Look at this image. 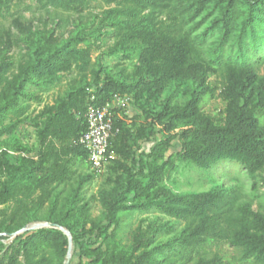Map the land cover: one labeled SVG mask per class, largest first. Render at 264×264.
<instances>
[{
    "label": "trees",
    "instance_id": "obj_1",
    "mask_svg": "<svg viewBox=\"0 0 264 264\" xmlns=\"http://www.w3.org/2000/svg\"><path fill=\"white\" fill-rule=\"evenodd\" d=\"M96 1L116 4L103 13L106 33L84 21ZM26 11L44 14L28 19ZM54 11L77 18L57 19ZM8 16L11 26H0V139L17 127L31 102H41L42 92L66 74L77 76L41 112L37 159L17 164L7 151L0 153V239L8 241L0 264H64L69 238L60 229H33L12 240L5 235L37 222L69 231L79 264L92 256L87 264H228L219 254L206 256L205 247L215 241L240 249L243 261L264 264V213L212 174L235 162L253 178L264 171V75L256 66L264 64V0H0V17ZM64 23L73 27L67 36L57 32ZM103 37L114 43L93 60ZM15 48L22 52L17 60ZM106 57L117 60L115 70L106 72ZM218 90L225 107L215 117L203 106ZM180 91L184 99L176 101ZM93 95L98 106L116 95L133 98L144 118L114 109L119 132L106 159L107 181L116 186L102 201L106 224L89 227L88 205L80 203L73 182L80 167H91L79 139ZM157 133L161 140L138 158L141 144ZM174 140L181 143L179 161L211 173L216 184L210 190L177 193L165 185L175 169L173 155L166 156ZM129 209L176 221L140 224L130 254L92 247L102 236L116 238L119 214ZM179 222L184 227L169 241L151 247Z\"/></svg>",
    "mask_w": 264,
    "mask_h": 264
},
{
    "label": "rangeland",
    "instance_id": "obj_2",
    "mask_svg": "<svg viewBox=\"0 0 264 264\" xmlns=\"http://www.w3.org/2000/svg\"><path fill=\"white\" fill-rule=\"evenodd\" d=\"M26 3H34V0H25ZM112 7H116V4L111 6L107 5L102 1H96L93 3V7L84 13V21L88 20L90 22L95 21L93 29H97L104 24H101V20L104 17L103 13ZM44 12H38L33 14V12L26 11L25 16L30 19L35 17H40ZM52 14L58 18H63L64 20H75L77 16L65 13V12H52ZM12 17L7 18L0 17V26L10 27ZM73 27L69 24H62V26L57 27V32L59 34L64 33L68 35V31ZM102 32L106 33L109 31L107 27H101ZM114 43L113 38L103 37V41L100 43L101 48L97 49L93 54V60L96 59L98 55L107 51L108 47ZM21 51L17 48L13 49L11 54L14 59L20 58ZM117 60L113 57H106L103 60V64L106 67V72L115 70L114 65ZM136 63V59L128 62V69L131 70ZM257 70L261 75H264V64L260 62L256 63ZM77 76V73L66 74L63 78L50 89L41 93V102H31L30 107L20 120L21 122L15 127V129L1 137L0 139V153L2 151H7L10 159L17 163L23 164L25 160H35L38 157V152L40 149V143L37 135V130L40 122L43 120L41 117V112L46 106H51L55 101L62 97L68 88V84L73 78ZM211 81L215 84L220 85L219 78L217 76H212ZM220 90L216 92L213 97H208L204 103L203 109L210 115L219 117L222 110L225 107V102L219 96ZM184 95L180 91L176 97V101H182ZM121 115H127L128 117H134L139 115L142 119L144 115L142 111L136 106L134 99L129 98L125 101L124 105L119 108L118 111ZM264 123V116L262 117ZM7 124L10 121L6 122ZM162 135L157 133L151 141L144 142L141 144V149L137 151V157H142L143 154L150 152L151 148L160 141ZM181 143L179 140H174L172 147L166 152V156L173 155L175 160V169L172 170L169 176L165 180V185L171 189L173 192L183 193V192H204L210 190L216 183L212 180L211 173L196 167L191 163H184L176 158L175 153L180 150ZM143 153V154H142ZM234 164H226L217 167L213 170L212 174L216 179L217 183L225 184L226 186H236L242 191L245 196V200H250L252 202V209L264 213V171L261 172L256 178L251 177L247 171L241 166ZM108 161L106 164V171L103 174H97L92 168L80 167V177L79 180L73 182L74 189L79 191V198L81 199V204L86 203L89 209V227H93L95 224H100L104 226L106 221L104 220L105 208L103 206V199L108 195L114 188L115 184H111L107 181ZM1 176V175H0ZM89 177V180L84 184L81 178ZM256 182V184H255ZM82 183V184H81ZM70 187L66 188V192H70ZM65 192V193H66ZM4 206H0L2 209ZM120 226L116 230V238H106L102 236L97 244L92 247H101L102 250H115L123 251L125 253L131 252L133 244V233L137 227L142 224L147 227L150 223H165V222H175L174 218H171L160 212H150L143 213L138 209H129L122 211L119 214ZM184 227V222H179L176 224V228L173 231L159 233L155 237V242L151 247L169 241L177 232H179ZM97 227L94 228V234H97ZM114 227L109 230V234L113 232ZM8 243L7 240L0 239V253L4 249V245ZM206 256L211 257L214 254H219L223 257L224 261L228 264H257L254 261H243L242 251L238 248L231 246L226 241H215L210 245L205 247ZM93 258H87L84 260V264H87L89 260ZM71 264H79L78 255H73ZM162 264H169L163 262ZM178 264V263H177ZM192 264V263H189Z\"/></svg>",
    "mask_w": 264,
    "mask_h": 264
},
{
    "label": "built area",
    "instance_id": "obj_3",
    "mask_svg": "<svg viewBox=\"0 0 264 264\" xmlns=\"http://www.w3.org/2000/svg\"><path fill=\"white\" fill-rule=\"evenodd\" d=\"M96 97L93 95L86 110L88 123L87 130L81 135L79 143L89 152L91 168L97 174L106 171L107 159L111 141L119 132L115 125V111L124 105L128 97L115 96L112 103L105 106H98L94 103Z\"/></svg>",
    "mask_w": 264,
    "mask_h": 264
},
{
    "label": "water",
    "instance_id": "obj_4",
    "mask_svg": "<svg viewBox=\"0 0 264 264\" xmlns=\"http://www.w3.org/2000/svg\"><path fill=\"white\" fill-rule=\"evenodd\" d=\"M39 228H56V229H60V230L64 231L68 235L69 249H68L67 255L65 257L64 264H71V260H72V256H73V249H74L72 234L69 231H67L63 226H61L59 224L52 223V222H37V223H34L32 226H25L21 230L15 232V233L5 234V235L10 236V239L12 240L20 234H23L29 230L39 229ZM2 235H4V234H0V237Z\"/></svg>",
    "mask_w": 264,
    "mask_h": 264
}]
</instances>
